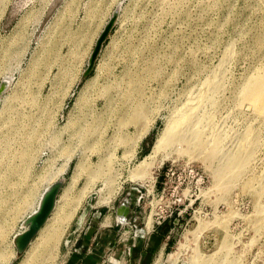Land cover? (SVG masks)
Returning <instances> with one entry per match:
<instances>
[{
  "label": "rangeland",
  "instance_id": "374dc122",
  "mask_svg": "<svg viewBox=\"0 0 264 264\" xmlns=\"http://www.w3.org/2000/svg\"><path fill=\"white\" fill-rule=\"evenodd\" d=\"M257 73L264 75V0H0V85L11 79L0 100L4 264H62L96 211L117 223L126 247L167 235L151 264H264V116L238 105ZM207 81L214 88L199 111L206 122L195 118L181 143L137 167ZM59 180L46 228L16 255L13 236ZM104 260L122 264L112 249Z\"/></svg>",
  "mask_w": 264,
  "mask_h": 264
},
{
  "label": "bare ground",
  "instance_id": "6f19581e",
  "mask_svg": "<svg viewBox=\"0 0 264 264\" xmlns=\"http://www.w3.org/2000/svg\"><path fill=\"white\" fill-rule=\"evenodd\" d=\"M53 47V46H52ZM5 52V50L3 51V53ZM8 54V51L6 49V52H5V55ZM226 54V53H225ZM225 56V55H224ZM227 56V54H226ZM44 58V56H42V59ZM40 58H36L35 59V63L36 65H38L37 63L39 62ZM222 60V59H221ZM223 62V61H222ZM225 63V62H223ZM219 65V64H218ZM221 67V66H219ZM217 69V68H216ZM219 69V68H218ZM31 74V73H30ZM218 77V76H216ZM215 79V77H214ZM217 79V78H216ZM3 83L0 85V100L2 99V93L4 92V90H6L9 86H10V78H6V79H3ZM213 81V80H212ZM205 82V81H204ZM203 82V83H204ZM202 83V84H203ZM215 83V82H214ZM202 84H201V87H202ZM212 85L213 82H206L203 84V87L199 89L198 93L195 95V94H192L193 97L191 98H186L188 100H184L185 103L183 105H181L182 107L177 111L175 112L174 114L171 115V118L169 119L168 123H166V127L164 128V130L159 134V136L157 137V139L155 140L153 146H152V149H151V152L146 155V157L143 158L142 161H140V163L137 165V167H142L143 165H145V162L150 159V158H153L157 153H159V151L168 143H171V142H180L183 141V138H182V133L184 130H187L185 128H188L189 131H190V126L191 125H194V122L195 121L194 119L196 118V122L195 124H202V122H204L206 117L205 116H202L199 114V111L201 110V108L203 106H205V104L207 105V102H208V94L210 93V91L212 90V88H214ZM239 101H238V105L239 107H245V109H248L251 113H254L255 115H257V117H261V116H264V75L263 74H255L251 77H248V79L245 81V83L243 84V86L241 87L240 91H239ZM191 96V95H190ZM210 101V99H209ZM213 103V102H212ZM206 107V106H205ZM145 113L144 109L142 108H139L135 111V116L136 118H140L141 116H143ZM205 115V114H204ZM205 117V118H203ZM210 120V119H208ZM207 120V121H208ZM206 122V121H205ZM210 122H212L210 120ZM208 122V123H210ZM205 124V123H203ZM212 124V123H211ZM195 126V125H194ZM197 126V125H196ZM202 126V125H201ZM199 126V127H201ZM210 127V125H209ZM206 128V127H205ZM195 129L197 130L195 132ZM191 129L193 133V130H194V133L192 134V136L196 133H202L201 132V129ZM203 129V128H202ZM207 129V128H206ZM211 129V128H210ZM208 130V129H207ZM186 132V131H184ZM204 133V132H203ZM247 133V132H246ZM250 133V131H249ZM185 134V133H184ZM188 134V133H187ZM248 134V133H247ZM197 135V134H196ZM199 135V134H198ZM250 136V134H248ZM191 137V135L189 136ZM195 137V138H194ZM193 139L197 140L196 139V136L194 135ZM246 137V136H245ZM191 139V138H190ZM199 139V138H198ZM187 140V139H186ZM192 140V139H191ZM194 140V141H195ZM188 141V140H187ZM190 142V141H189ZM242 142V141H241ZM245 142V141H243ZM193 143V142H192ZM248 143V141H247ZM179 144V143H178ZM177 144V145H178ZM245 144V143H244ZM203 143H198L197 145H194V148H197L199 149V147H203ZM218 145V144H217ZM180 146V145H179ZM243 146V145H242ZM186 147V146H185ZM188 147V146H187ZM247 147H248V144H247ZM244 148V147H243ZM243 148H241L242 150H244ZM246 151V154L248 152L247 148L245 149ZM242 152V151H241ZM214 153V150H211L210 152V155H213ZM245 155V152H243ZM243 155H241L240 157H244ZM238 156V155H237ZM239 157V156H238ZM247 157V156H245ZM245 162V159H238V162L236 160V164H238V166H242ZM235 163V159L232 158L229 160V162L222 166L220 171L217 172V179H222L228 172V170L231 168V165L233 166ZM264 171V169H263ZM264 176V172H262ZM139 178H141L142 176L141 175H138ZM261 176V175H260ZM260 178V177H259ZM262 178V177H261ZM132 179H138V177L136 176H132ZM75 180V178L73 179V181ZM263 180V179H262ZM260 182V181H259ZM55 183V182H54ZM54 183H50V186ZM258 184H261V183H258ZM49 186V187H50ZM48 187V188H49ZM48 188L43 192V194L40 195L38 201H37V204L34 208V210L32 211L31 215L32 216L34 213H36V211L38 210L39 208V205H40V202H41V199L44 195V193L48 190ZM63 189V188H62ZM61 192V191H60ZM60 192L58 194V197L56 199V203H55V206H54V209L51 213V215L49 216L48 220L46 221V223L44 224V226L40 229V231L38 232V234L36 235V237L32 240V242L30 243L29 247L32 245L33 241L36 240L38 238V236L43 232V230L46 228V225L48 223V221L50 220V218L52 217V215L54 214V211L56 209V204L58 203V198L60 197ZM262 192L264 193V187L262 188ZM125 215H126V210L124 207H121L120 210H119V215L118 217L121 219V220H124L125 218ZM29 216V217H30ZM28 217V218H29ZM26 218L24 220V222L22 223V227L20 229V231L18 233H16L13 238H12V244H13V247H14V253L16 254V247H15V243H14V239L16 238V236H18L19 234H21L22 232H24L27 228L26 224H25V221L28 219ZM197 232V231H196ZM195 232V233H196ZM194 235V234H193ZM197 236V235H196ZM198 237V236H197ZM0 239H2V233L0 232ZM28 247V248H29ZM27 248V249H28ZM27 251L26 250L24 252V254L26 255L27 254ZM196 254V253H195ZM162 258V257H161ZM160 259V258H159ZM174 260V259H173ZM196 260V259H195ZM9 260H7L6 258V248H5V245L2 244V242L0 243V264H4L6 262H8ZM158 262V261H157ZM19 264H29L28 261H22L20 262Z\"/></svg>",
  "mask_w": 264,
  "mask_h": 264
},
{
  "label": "crops",
  "instance_id": "0c3cea01",
  "mask_svg": "<svg viewBox=\"0 0 264 264\" xmlns=\"http://www.w3.org/2000/svg\"><path fill=\"white\" fill-rule=\"evenodd\" d=\"M98 211L89 213L91 223L79 226L78 242L76 247L65 257L62 264H104V260L110 249L113 250L116 259L122 264H151L155 252L163 250L164 240L167 235H161L162 231H156L138 245L127 242L124 246L119 240V226L115 221L109 222L108 217L100 219ZM75 232V231H74ZM128 250V253L126 252ZM125 260V261H124Z\"/></svg>",
  "mask_w": 264,
  "mask_h": 264
},
{
  "label": "water",
  "instance_id": "95a60500",
  "mask_svg": "<svg viewBox=\"0 0 264 264\" xmlns=\"http://www.w3.org/2000/svg\"><path fill=\"white\" fill-rule=\"evenodd\" d=\"M115 20L116 12L112 14V16L109 18L106 25L104 26L103 30L97 37L92 52L89 56L87 67L83 73V76H87L93 69L96 58L99 55L103 43L107 39ZM62 187L63 182L61 180L56 181L54 184H52L44 193L36 213H34L25 221V224L27 226L26 230L16 236V238L14 239L16 255L24 254L32 240L36 237L40 229L44 226L54 209L56 199Z\"/></svg>",
  "mask_w": 264,
  "mask_h": 264
},
{
  "label": "built area",
  "instance_id": "2783aa9c",
  "mask_svg": "<svg viewBox=\"0 0 264 264\" xmlns=\"http://www.w3.org/2000/svg\"><path fill=\"white\" fill-rule=\"evenodd\" d=\"M157 225H160V222H158ZM69 253H70V252H69Z\"/></svg>",
  "mask_w": 264,
  "mask_h": 264
}]
</instances>
